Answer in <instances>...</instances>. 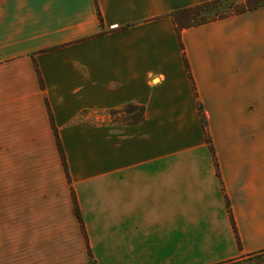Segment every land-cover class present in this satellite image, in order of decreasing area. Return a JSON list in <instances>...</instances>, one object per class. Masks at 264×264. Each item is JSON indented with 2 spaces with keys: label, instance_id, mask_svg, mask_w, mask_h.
Masks as SVG:
<instances>
[{
  "label": "crops",
  "instance_id": "0c3cea01",
  "mask_svg": "<svg viewBox=\"0 0 264 264\" xmlns=\"http://www.w3.org/2000/svg\"><path fill=\"white\" fill-rule=\"evenodd\" d=\"M205 1L0 0V195L24 204L0 264L264 251V2L178 38L170 13Z\"/></svg>",
  "mask_w": 264,
  "mask_h": 264
},
{
  "label": "trees",
  "instance_id": "16d2710c",
  "mask_svg": "<svg viewBox=\"0 0 264 264\" xmlns=\"http://www.w3.org/2000/svg\"><path fill=\"white\" fill-rule=\"evenodd\" d=\"M223 1H226V0H209V1L201 2V3L195 4V5L185 7L182 9H178V10L171 12L170 16L173 20V23L175 24V28L177 31L178 38H180V31L184 28H188V27L196 26V25H201V24H204V23L216 20V19L224 18V17L230 16V15L244 13L246 11H250V10L258 8L264 2V0H246L244 2V4H241V5L236 6V7L233 6L232 9H230L229 11L226 12V11H222L220 9V6L222 5ZM99 18H100V14H99ZM179 47L181 50H183V45H182L180 40H179ZM184 62H185L186 69L188 70V64H187L185 57H184ZM36 71H37L39 83L42 85V81H41L39 72L37 69H36ZM120 111H122L121 114L126 113L127 116L125 119H119V121L137 122V121L141 120L143 117V108L141 106L128 104L125 107H123V109ZM120 111H118V112L117 111H111L110 113L111 114H117ZM49 116H50V121H51L53 130H54L55 142H56L57 150L59 152L61 164H62L63 170L65 172L66 179L69 182L70 180H69V174H68V169H67L64 151H63V148L61 146L58 135L56 134V129L54 127L51 114H49ZM202 123L204 126L205 121H204L203 117H202ZM208 142H209L210 150L213 151V148H212V145H211L209 139H208ZM71 195H72V200H73V204H74L75 214H76L77 219L79 221L82 233L85 237V232H84V227L82 224L80 212H79V209L77 207L76 199H75V196H74L72 191H71ZM231 221H233L232 217H231ZM232 225H233V222H232ZM231 263L232 262H225L223 264H231Z\"/></svg>",
  "mask_w": 264,
  "mask_h": 264
},
{
  "label": "rangeland",
  "instance_id": "374dc122",
  "mask_svg": "<svg viewBox=\"0 0 264 264\" xmlns=\"http://www.w3.org/2000/svg\"><path fill=\"white\" fill-rule=\"evenodd\" d=\"M246 0H226L223 1L222 5L220 6V9L222 11H229L233 8V6H239L241 4H244ZM127 114L124 115L121 114L120 116H116L118 119H125ZM7 197L0 195V213H2V225H8L9 223V212L11 210H20L24 209V204H14L10 203L9 201H6ZM231 264H264V251L253 253V254H247L241 256L239 259L233 261Z\"/></svg>",
  "mask_w": 264,
  "mask_h": 264
}]
</instances>
